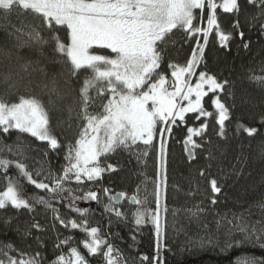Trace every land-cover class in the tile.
Masks as SVG:
<instances>
[{
    "label": "snow or ice",
    "instance_id": "obj_1",
    "mask_svg": "<svg viewBox=\"0 0 264 264\" xmlns=\"http://www.w3.org/2000/svg\"><path fill=\"white\" fill-rule=\"evenodd\" d=\"M247 3L258 9L260 17H264V0H247ZM218 9L223 13H238L239 0H0V18L5 21H8L14 11L21 15L27 14L32 20L38 21L29 25L27 31L22 27L12 26L18 33L13 45L17 49L16 58L20 59V49L32 45L44 47L52 43V51L56 55L49 62L61 65L59 75L64 76L66 72L68 78L64 80V88L59 87L56 74L42 85L48 89L49 108L57 107L58 101L72 96V103L66 104L65 108L70 119L76 113L81 122L78 124V138L66 146V165L60 174L51 169L45 172L43 168L33 174L22 159L6 158L3 155L6 151L12 156L26 158L25 146L20 143L4 144L3 136H0V172L5 174L7 181L5 190L0 192V210L11 207L17 211L26 209L31 212L35 205L51 209L55 214L53 218L62 226L79 229L85 234L86 238L81 244L87 256L100 255L104 264H128L120 249L109 242L108 236L101 234L99 227H88L86 214L89 209L76 206L78 200L99 203V192L83 191L82 188L74 189L67 185L97 181L105 171H114L110 164L107 168L102 167L99 158L119 148L131 149L142 143L146 146L143 155H147V146L152 145L155 133L159 131L161 136L164 133L170 135L173 126L186 124V115L189 113H195L197 120L204 118L199 127H187V135L183 141L189 161L195 159L194 150L203 147L195 138H203L208 128L207 118L213 116L202 104L209 93L213 94L211 104L215 110V122L220 128L218 134L224 135L229 110L216 94L224 90L227 82L221 83L205 71H200L197 75L196 71L210 33H215L221 46H227L231 38V34L225 33L221 28ZM201 23L206 26H201ZM233 27L238 28V22ZM42 28L51 33L50 39L43 36ZM261 29L264 30V24H261ZM65 30L66 39H62L58 33ZM174 30L182 31L188 39H196V47L186 64H168L172 77L169 81L161 68L165 45ZM240 36L243 38L242 32ZM244 47L247 48L248 45L245 44ZM104 49L110 55L98 54L96 51ZM12 57L11 49L0 48V58L11 61ZM31 65L32 62L29 61L22 67L28 72ZM33 71H39L45 77L48 75L43 68H33ZM82 75L83 81L77 97L70 78ZM193 77H196L194 84L190 82ZM23 79L19 73L10 69L0 73V86L4 87L5 93L12 94L19 89ZM250 79L264 85V76L251 75ZM94 106L101 110L91 111ZM49 108L34 95H19L11 103L0 97V133L10 135L14 130L19 134L17 140L27 134L36 140L47 142L53 150L58 149V140L50 130ZM239 128H243L249 136L257 132L256 128L243 125L238 126V131ZM166 155V142L162 139L157 157L158 174L159 169L166 165ZM10 167L16 169L17 175H6ZM200 175L204 176V172L201 171ZM39 177L42 179H38ZM25 181L47 195H34L30 202L29 198L22 195ZM209 183L213 194L220 191L216 180ZM158 189L159 185L155 212L138 207L133 213L136 228L131 236L133 244L129 245L135 246L136 232L151 221L157 238L156 255L152 258V264H163L161 251L166 247L161 242ZM77 191L83 194L76 195ZM103 191L108 198L104 213L110 214L109 229L112 225L111 216L114 215L118 221L127 220L126 215L116 207L122 199L127 198L130 203L141 204L135 195L127 197L124 192L112 195L107 188ZM65 201L71 211L80 215L79 222L65 221L59 216L53 205ZM211 202L216 203L214 197ZM258 206L264 210V202ZM188 211L192 216H198L202 209L197 206ZM227 222L232 225L229 235L234 234V229L235 234L241 237L229 243L228 247L248 243L264 250V220L250 221L241 213ZM31 228L41 231L38 223L32 224ZM24 235H31V231H26ZM71 241V236L58 239L55 247L59 250ZM14 252L17 254L12 255ZM69 256L70 259L61 252L51 264H89L77 247L70 248ZM147 260V256L141 257L142 264ZM0 264H43V258L39 252L29 255L19 252L11 243H0ZM243 264H264V257H253Z\"/></svg>",
    "mask_w": 264,
    "mask_h": 264
},
{
    "label": "trees",
    "instance_id": "obj_2",
    "mask_svg": "<svg viewBox=\"0 0 264 264\" xmlns=\"http://www.w3.org/2000/svg\"><path fill=\"white\" fill-rule=\"evenodd\" d=\"M240 11L238 13H223L218 11V20L225 33H230L231 38L227 46H221L215 33L210 36L207 47L204 49L202 60L199 64L198 72L205 71L214 76L219 82H227L219 98L229 110V119L225 121L224 135L220 136L219 125L215 122V110L212 107L209 95L203 106L213 116L207 118L208 128L203 138H195L203 144L202 148L195 149L196 158L189 161L185 154L183 141L187 135V127H199L204 118L196 119L195 113L186 115V124L173 126V131L167 134L166 143V168H165V207L168 216L163 230L162 245L166 246L161 251L163 264H243L245 260L253 257H264V250L245 243L243 245L228 244L234 240L241 239L239 234L229 235L232 225L227 221L232 220L234 215L241 213L250 221L264 220V210L258 205L264 202V85L253 82L251 75L264 76V17H260L258 9L249 5L247 0H239ZM206 20V17H205ZM239 24L234 28L233 24ZM34 21L27 14L13 12L5 21L0 18V48L11 49L13 57L11 61L0 58V73L10 69L24 77L20 82L18 90L12 94L5 93L4 87L0 86V97L9 103L15 102L17 96L34 95L40 98L46 108L48 105V89L42 85L48 83L54 74L60 88H64V80L67 77L60 76L62 66L49 61L56 54L52 51L53 44L49 43L44 47L32 45L19 50L20 59L17 60V49L13 45L17 41L18 33L15 27H22L29 30V25H34ZM206 26V24H204ZM41 32L45 38L50 39L51 33L42 28ZM243 33L241 38L240 33ZM11 33V35H9ZM62 39H66V30L58 33ZM248 47L245 48L244 45ZM195 39H188L182 31L174 30L170 40L165 45L164 60L161 71L166 78L169 77V63L178 65L186 64L192 55ZM98 54H108V50H96ZM32 62L28 72H25L22 65ZM36 61H39L37 64ZM33 68H43L47 72V77ZM74 93L78 97V89L82 84L83 75L79 78H70ZM31 82V83H29ZM72 103V96H67L63 101L57 102V107L49 108L50 130L57 138L60 147L52 150L43 141L24 134L17 140L18 133L11 131L10 135H3L4 144L20 143L25 146V157L12 156L7 151L3 154L6 158L17 160L27 166L33 174L43 168L45 172L51 169L52 172L60 174L63 168V154L69 143H74L79 135L80 128L76 113L71 119L65 105ZM99 104V100L97 101ZM101 109L94 106L91 111L98 112ZM78 111V109H77ZM71 124V127H69ZM243 125L248 128H256L257 132L249 136L238 126ZM128 153V154H127ZM142 153V152H141ZM148 158L151 159V156ZM135 150H117L110 156L106 164H110L114 171H105L100 180L89 185L74 186L72 188H82L83 191H98L100 198L104 197L105 203L108 198L104 195V189L110 192H124L127 195H136L138 198H145L149 194L151 200L154 187L148 182L153 177V167L149 160L144 161L138 157ZM204 172V176L200 172ZM8 176L17 175L16 169L10 167ZM5 174L0 172V192L6 188L7 181ZM38 179H42L39 177ZM216 180L220 191L213 194L210 190V181ZM47 195L40 192L34 186L24 182L22 195L31 198L34 195ZM76 195L83 193L77 191ZM103 195V197H102ZM216 203L212 204V198ZM64 203H54V208L65 221H80L78 213L71 211ZM79 208L89 209L86 214L88 227H99L101 234L108 236L109 242L113 243L127 258L128 264H142L141 257L147 256L149 260L143 264H152V258L156 255L155 237L153 230L144 228L136 232V243L134 247L131 236L135 229L132 217L134 206L123 200L118 207L127 217V220L118 221L115 216L111 217L112 225L108 228V219L103 211V201L87 202L76 201ZM202 209L198 216H192L189 209L195 207ZM169 213L175 217L169 220ZM51 209L41 205H35L33 211H17L8 207L0 210V243H11L21 253L33 255L39 252L43 258V264L51 262L60 255L61 252L67 256L71 247L86 256L89 264H104L100 255L94 259L87 257L81 241L86 238L79 229L65 228L59 221L55 220ZM6 221H9L6 223ZM38 223L41 231L32 229L31 225ZM30 230L31 235L24 233ZM111 233V235H109ZM72 237L70 244L57 249L55 245L59 240ZM39 237V240L37 239ZM16 255L17 253H11Z\"/></svg>",
    "mask_w": 264,
    "mask_h": 264
},
{
    "label": "rangeland",
    "instance_id": "obj_3",
    "mask_svg": "<svg viewBox=\"0 0 264 264\" xmlns=\"http://www.w3.org/2000/svg\"><path fill=\"white\" fill-rule=\"evenodd\" d=\"M222 11V10H221ZM201 26H204V23H201ZM212 33H210L209 35V39H210V36H211ZM199 39V37H198ZM209 39H208V42H209ZM201 44H203V40L201 39L200 40ZM208 44L204 45V49L207 47ZM196 47V39H195V45H194V48ZM106 50V49H104ZM192 56V55H191ZM191 58V57H190ZM198 69L199 67L196 69L197 71V75H198ZM169 77L167 78L169 81H171L172 77H171V73L169 72ZM195 80H196V77H193L191 78V83H195ZM209 95H213L212 93H209ZM208 95V96H209ZM216 95H219V93H217ZM206 96L204 98V100L208 97ZM213 98V96H212ZM194 99V97H193ZM203 100V101H204ZM186 103V102H184ZM188 115V114H187ZM78 138V137H77ZM76 138V139H77ZM75 139V140H76ZM164 140L166 143H167V134L164 133L163 136H161L160 132L157 131L154 135V138H153V143L151 146H147V152H149V156H151V163H152V167H153V175L151 177H153L151 180H149L148 182L150 183L151 186L154 187V193H153V196L151 198V200H149V194L146 195V197L144 198H141L139 197L138 199L141 201V204L140 205H137V204H134V209L132 210V212L129 213V218L132 217L133 219V225L134 227L136 228L135 224H134V218H133V213L136 211V209L138 207H143L145 209H148V210H151L152 212H155L157 210V185H159V216H160V223H161V242H162V238H163V230H164V227H165V222H166V219H167V216H168V211L166 210V207H165V186H166V179H165V168L166 166L162 167L159 169V174H158V161H157V157H158V152H159V147H160V143H161V140ZM45 142V141H43ZM75 142V141H74ZM46 145L47 142H45ZM135 150L136 152H138L139 154L137 155L138 157L140 158H143L144 161L146 160H149L147 159L148 157V153L147 155H143L145 149H146V146L143 145L142 143H138L137 145H135L134 147H132L131 149H123V148H119L117 150H123V151H129V150ZM53 150V149H52ZM116 150V151H117ZM66 151H67V148L63 154V166L66 165V160H65V154H66ZM115 151V152H116ZM115 152H111V153H108L107 155H102L99 159H100V164L101 166L106 164V162L108 161V159L110 158V156L112 154H114ZM142 152V153H141ZM128 154V153H127ZM100 180V179H99ZM98 181V180H97ZM93 182H96V181H92V182H89V181H85V183L83 185H76L75 183H71L69 185H74V186H84V185H89V184H92ZM210 190H211V186H210ZM112 195H115L116 193H112L110 192ZM119 193V192H118ZM136 194V193H134ZM133 194V195H134ZM217 194V193H216ZM133 195H127V197H131ZM136 196V195H135ZM103 197V195H102ZM102 199L103 201V208H104V205L107 204L105 203L104 201V197L103 198H100ZM124 201L128 204L129 200L127 198L124 199ZM104 211V209H103ZM110 214H107V216L109 217ZM114 216V215H113ZM112 217V216H111ZM175 216L171 213H169V220H173ZM150 228L151 230H153V234H154V237H155V247H156V242H157V238H156V234H155V226L151 223V221H148L147 223H145L143 226H141L139 228V230L141 229H144V228ZM69 252L70 250L68 251V254L67 256L69 257L70 259V256H69ZM84 252L86 253V251L84 250ZM87 254V253H86ZM88 258L90 259H94V256L92 257H89L87 256Z\"/></svg>",
    "mask_w": 264,
    "mask_h": 264
},
{
    "label": "water",
    "instance_id": "obj_4",
    "mask_svg": "<svg viewBox=\"0 0 264 264\" xmlns=\"http://www.w3.org/2000/svg\"><path fill=\"white\" fill-rule=\"evenodd\" d=\"M185 154H186V152H185ZM186 157L189 159V157L187 156V154H186ZM122 201H123V199L121 200V202L119 203V204H121L122 203ZM118 204V205H119ZM132 206H134V204L133 203H130ZM118 205H116V206H118Z\"/></svg>",
    "mask_w": 264,
    "mask_h": 264
}]
</instances>
